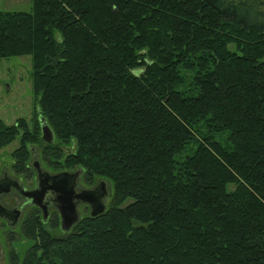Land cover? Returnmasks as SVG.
Listing matches in <instances>:
<instances>
[{
  "label": "trees",
  "instance_id": "1",
  "mask_svg": "<svg viewBox=\"0 0 264 264\" xmlns=\"http://www.w3.org/2000/svg\"><path fill=\"white\" fill-rule=\"evenodd\" d=\"M32 3L0 61L32 57L55 156L113 194L22 264H264V0Z\"/></svg>",
  "mask_w": 264,
  "mask_h": 264
},
{
  "label": "flooded vegetation",
  "instance_id": "2",
  "mask_svg": "<svg viewBox=\"0 0 264 264\" xmlns=\"http://www.w3.org/2000/svg\"><path fill=\"white\" fill-rule=\"evenodd\" d=\"M1 84L6 85L4 96L11 94V85L3 81ZM12 109L13 112L0 110V134L7 129L8 137H15L0 146V264L5 260L6 264H20L22 244H32L30 233L69 232L87 211L93 216L94 205L78 196L101 198L102 204L110 196L105 182L99 183V178L88 180L84 170L69 168L55 156V137L52 142L43 138V116L36 111L23 116L20 108ZM69 179L73 181L71 189L79 220L64 230L59 199Z\"/></svg>",
  "mask_w": 264,
  "mask_h": 264
},
{
  "label": "rangeland",
  "instance_id": "3",
  "mask_svg": "<svg viewBox=\"0 0 264 264\" xmlns=\"http://www.w3.org/2000/svg\"><path fill=\"white\" fill-rule=\"evenodd\" d=\"M0 10L11 12H33V3L32 0H0ZM32 75L33 62L31 56L15 57L0 61V110L6 108L8 111L13 112L12 108L18 107L23 116L30 115L33 111H36L37 113L39 112V107L35 102V94L33 92ZM2 81L11 85V94L4 96L6 85H2ZM2 93L3 95H1ZM1 96L5 98L2 99ZM38 114H40V112ZM65 149L67 153H70L74 150V147L71 146ZM98 182H105L108 191L110 192L109 198L103 200V204L108 207L113 194V185L103 179H99ZM85 186H89V184L85 183ZM84 215L88 216V211ZM55 233L58 235L62 234L59 231H55ZM22 245L20 264H22L27 253L24 251H27L32 246L31 243H23ZM6 263H8L7 260H5L4 264ZM14 263L17 264V261Z\"/></svg>",
  "mask_w": 264,
  "mask_h": 264
},
{
  "label": "water",
  "instance_id": "4",
  "mask_svg": "<svg viewBox=\"0 0 264 264\" xmlns=\"http://www.w3.org/2000/svg\"><path fill=\"white\" fill-rule=\"evenodd\" d=\"M41 125L43 138L48 142H52L55 136L44 118L41 120ZM72 182L73 181L69 179L67 187H65V191L63 192V196L59 199L60 212L62 216V228L64 230H69L79 220V215L73 202V193L71 189ZM78 197L94 205L95 210L92 213L93 216L101 214L105 211V206L101 203V198H91L90 196L84 195Z\"/></svg>",
  "mask_w": 264,
  "mask_h": 264
}]
</instances>
